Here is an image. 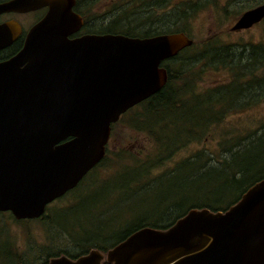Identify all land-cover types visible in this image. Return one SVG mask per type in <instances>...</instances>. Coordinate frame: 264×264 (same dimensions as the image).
<instances>
[{
	"label": "water",
	"instance_id": "95a60500",
	"mask_svg": "<svg viewBox=\"0 0 264 264\" xmlns=\"http://www.w3.org/2000/svg\"><path fill=\"white\" fill-rule=\"evenodd\" d=\"M75 0H9L0 14L49 11L27 33L23 48L0 63V212L37 219L76 188L107 153L112 125L168 81L164 62L191 46L185 32L122 33L71 38L83 25ZM264 19V3L232 27ZM0 24V48L19 34ZM92 249L48 264H103ZM109 264H264V179L226 211L191 209L167 229L144 227L106 252ZM104 256V259H105Z\"/></svg>",
	"mask_w": 264,
	"mask_h": 264
},
{
	"label": "rangeland",
	"instance_id": "374dc122",
	"mask_svg": "<svg viewBox=\"0 0 264 264\" xmlns=\"http://www.w3.org/2000/svg\"><path fill=\"white\" fill-rule=\"evenodd\" d=\"M126 1L99 0L94 11L101 6V12H105L114 5L141 3V0ZM198 1L169 0L165 12L168 7ZM259 2L220 0L218 6L212 4L208 8H199L189 15V35L195 43L217 36L218 45H231L235 53L241 52L244 45L247 49L252 44L264 45V19L251 28L232 30L246 10L263 4L264 0ZM263 65L258 63L254 72L244 78L247 81L253 77L263 78ZM229 73L228 67H209L202 79L209 84L223 78L229 81ZM254 95L245 100L244 107L228 110L220 122L211 124L198 136L191 135L194 138L173 153L161 155L163 158L157 156L163 149H159L149 129L138 130L129 119L118 122L113 127L107 146L111 153L99 172L90 176L91 184L84 188V197L77 196V200L80 197L81 200L75 203L73 196L55 200L48 206V216L43 220H17L10 212H0V264H17L15 259L9 258L10 251L23 257L25 264H41L48 253H63L61 250L78 253L81 250L78 247L79 239L88 233L120 231L135 220L160 217L166 204L182 208L198 201H214L217 187L210 179L217 176L212 171L197 172L196 163L214 164L223 160L230 156L226 151L235 141L242 140V143L244 139L255 138L264 132V94ZM261 160L264 161V142L240 153L236 165L224 169L228 171L229 168L233 170L252 165L254 171L247 176L252 179L264 169ZM237 190L233 188L229 193H222L220 200L230 202ZM161 217H165V214ZM103 253L106 255V251ZM104 256L102 263L107 261Z\"/></svg>",
	"mask_w": 264,
	"mask_h": 264
},
{
	"label": "trees",
	"instance_id": "16d2710c",
	"mask_svg": "<svg viewBox=\"0 0 264 264\" xmlns=\"http://www.w3.org/2000/svg\"><path fill=\"white\" fill-rule=\"evenodd\" d=\"M168 1L141 0L139 5L130 2L124 5H114L112 7L113 11L112 8L108 10L109 15L105 16L101 26H92L91 29L97 33H122L139 37L172 32H185L189 35L190 13L197 11L199 8H208L212 4L218 6L220 0H200L195 3H183L175 7H168L165 12ZM254 1L255 3L259 2V0ZM89 8L93 10V2H91ZM81 12L84 14L83 10ZM89 14L87 11L84 15L88 18ZM232 47L225 44L218 45L217 36L209 37L203 42H194L177 56L166 60L164 62V66L168 70L166 85L158 93L124 113L118 122L129 119L132 126L138 130L145 131L149 129L150 133L156 138L159 149H163L160 150L157 156L163 158L161 155L166 156L173 153L180 146L185 145L191 140V135L198 136L209 129L211 124L220 122L228 110L241 109L246 105V101L256 96L255 93L257 95L264 94V77H253L250 81L244 78L245 75L254 72V68L258 63L259 65L264 64V45L252 44L250 49H247L244 45L243 50L239 53H235ZM247 51H249L248 55ZM243 60L247 62L243 63ZM209 67H228L231 71L229 81L228 78L226 80L223 78L212 82V84L204 82L202 75ZM203 85L207 87L202 88ZM118 122L112 125V131ZM244 140L242 143V140L235 141L233 146L226 151L230 156L225 157L223 160H219L214 164L204 163L201 165L202 163H196L198 165L197 172L212 171L214 176H217L210 179L212 184L217 187V195L214 201H198L182 208L175 204H166L163 208L164 213L159 215L160 217H144L135 220L132 225L123 230L119 229L120 231L88 233L79 239L78 247L81 250L78 253H70L65 250H61L63 253H60V251L53 254L48 253L49 260L52 257L61 255L78 258L92 249L107 252L138 229L144 227L167 229L191 209L206 208L213 212L226 211L237 203L250 187L264 179V169L252 179L247 177L254 171L252 165L240 166L233 170L229 168L228 171L224 169L229 166L234 167L240 153L263 143L264 132L255 138ZM233 148L236 149L233 150ZM110 153L107 149L104 159L87 174L76 188L69 191L63 198L73 196L75 203L81 200L84 197L83 195L86 194L84 188L91 184L90 176L99 172ZM261 162L264 161L261 160ZM261 167H264V164ZM233 188L238 189L236 196L230 202L221 201L220 196L222 193H229ZM78 195L83 197L77 200ZM169 208L171 209L168 211ZM48 209L47 207V211ZM47 211L43 217L38 219L43 220L46 218L48 216ZM164 214L165 217H161ZM10 252L8 254L9 258L15 259L17 264H25L22 260L23 257L16 252ZM103 264L109 263L104 261Z\"/></svg>",
	"mask_w": 264,
	"mask_h": 264
},
{
	"label": "flooded vegetation",
	"instance_id": "af4514ba",
	"mask_svg": "<svg viewBox=\"0 0 264 264\" xmlns=\"http://www.w3.org/2000/svg\"><path fill=\"white\" fill-rule=\"evenodd\" d=\"M6 1L9 0H0V4ZM91 2H93V10L89 8ZM97 2H99V0H75L73 10L83 18L84 23L77 32H75L70 36L71 38L80 37L85 34H101L92 31L91 27L92 26L97 27L98 25L101 26L103 19L105 18V16L107 17L109 15V12L108 11L101 12L102 6L94 11L96 7L95 4H97ZM49 8L50 7L48 5H45L35 10H30L28 12L11 11L0 14V24L16 20L20 23L21 26V30L17 35V37L15 38V40H13L8 46L0 48V63H3L11 59L23 48L28 31L34 24L39 22L46 15V13L49 11ZM81 10H83L84 14H86L87 11L90 13L88 15V18L85 17V15L81 12ZM20 17H22V20L20 19ZM192 138L194 137L191 136L190 139ZM48 263H49V258L47 261V256H46V259L41 264H48Z\"/></svg>",
	"mask_w": 264,
	"mask_h": 264
}]
</instances>
